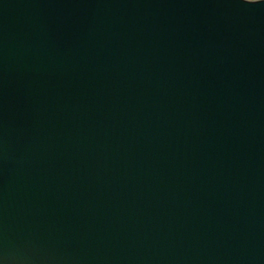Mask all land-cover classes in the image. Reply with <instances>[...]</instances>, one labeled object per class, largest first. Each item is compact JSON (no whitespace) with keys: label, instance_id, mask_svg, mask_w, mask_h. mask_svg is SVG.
Segmentation results:
<instances>
[{"label":"water","instance_id":"water-1","mask_svg":"<svg viewBox=\"0 0 264 264\" xmlns=\"http://www.w3.org/2000/svg\"><path fill=\"white\" fill-rule=\"evenodd\" d=\"M0 264H264V0H0Z\"/></svg>","mask_w":264,"mask_h":264},{"label":"clouds","instance_id":"clouds-1","mask_svg":"<svg viewBox=\"0 0 264 264\" xmlns=\"http://www.w3.org/2000/svg\"><path fill=\"white\" fill-rule=\"evenodd\" d=\"M248 2H255V0H248Z\"/></svg>","mask_w":264,"mask_h":264}]
</instances>
